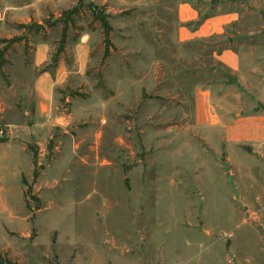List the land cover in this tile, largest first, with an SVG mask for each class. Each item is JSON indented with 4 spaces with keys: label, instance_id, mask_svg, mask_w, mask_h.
<instances>
[{
    "label": "rangeland",
    "instance_id": "rangeland-1",
    "mask_svg": "<svg viewBox=\"0 0 264 264\" xmlns=\"http://www.w3.org/2000/svg\"><path fill=\"white\" fill-rule=\"evenodd\" d=\"M184 3L198 20L182 24ZM222 8L262 33L264 0H0L3 258L264 264V146H229L195 119L225 42L178 35ZM254 44L264 55V34Z\"/></svg>",
    "mask_w": 264,
    "mask_h": 264
},
{
    "label": "crops",
    "instance_id": "crops-1",
    "mask_svg": "<svg viewBox=\"0 0 264 264\" xmlns=\"http://www.w3.org/2000/svg\"><path fill=\"white\" fill-rule=\"evenodd\" d=\"M178 14L184 25L198 20V14L187 3L179 6ZM241 15L236 10L222 8L196 29L181 27L178 35L183 44L212 38L225 42L213 56L220 81L217 79L195 91L196 123L221 131L223 141L229 146L261 148L264 146V55L255 54L254 41L264 34V26L262 33L254 30L242 33L238 28L243 21Z\"/></svg>",
    "mask_w": 264,
    "mask_h": 264
},
{
    "label": "trees",
    "instance_id": "trees-1",
    "mask_svg": "<svg viewBox=\"0 0 264 264\" xmlns=\"http://www.w3.org/2000/svg\"><path fill=\"white\" fill-rule=\"evenodd\" d=\"M90 9L92 10L93 12V15L96 14V8L91 6L90 5ZM80 13V7L77 6L75 7L74 9L72 10H69V11H66L63 13L61 19L59 20V22H61L64 26H63V34H62V39H61V48H60V52H63L64 51V46H65V43H66V39H67V31H68V27H69V24L70 22H74L72 19H71V16L73 15H79ZM100 23H101V27L103 29V36L105 38V41L109 44V38H110V34H111V31H112V27L107 19V17H105L104 15H97L96 17ZM75 23V22H74ZM22 41V38H14L12 39L11 43L15 44V43H18V42H21ZM3 42H7V41H3ZM55 64L57 65V59L54 60ZM0 69H1V64H0ZM39 177V173H37V171L34 172V179H38ZM24 183H26V181H24ZM27 185V183H26ZM31 188L29 189L28 188V191L26 192V199H27V196L29 194H31ZM0 264H19L18 262H14L12 261L11 259H5L3 258L1 255H0Z\"/></svg>",
    "mask_w": 264,
    "mask_h": 264
},
{
    "label": "water",
    "instance_id": "water-1",
    "mask_svg": "<svg viewBox=\"0 0 264 264\" xmlns=\"http://www.w3.org/2000/svg\"><path fill=\"white\" fill-rule=\"evenodd\" d=\"M34 27H36V28H38V29H41V28H42V27L39 26V25H34ZM263 108H264V106H263Z\"/></svg>",
    "mask_w": 264,
    "mask_h": 264
}]
</instances>
